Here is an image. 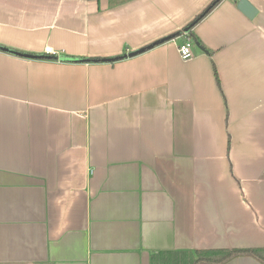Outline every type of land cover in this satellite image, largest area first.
<instances>
[{"label": "crops", "instance_id": "0c3cea01", "mask_svg": "<svg viewBox=\"0 0 264 264\" xmlns=\"http://www.w3.org/2000/svg\"><path fill=\"white\" fill-rule=\"evenodd\" d=\"M211 1L0 0L39 56L0 49V264H264L199 260L264 252V0H219L183 60Z\"/></svg>", "mask_w": 264, "mask_h": 264}, {"label": "trees", "instance_id": "16d2710c", "mask_svg": "<svg viewBox=\"0 0 264 264\" xmlns=\"http://www.w3.org/2000/svg\"><path fill=\"white\" fill-rule=\"evenodd\" d=\"M127 1H130V0H109V5L110 6H114V5H117V4H121V3H125ZM219 0H212L198 15H196L194 17V19L189 22L183 29L182 31L179 32V34H183V32H187L190 36V38L192 39V35L190 33L192 27L194 25H196L217 3H218ZM183 36H186L183 34ZM185 39V38H184ZM216 81H218L217 77H216ZM221 255H220V258L217 259V260H209V259H205V258H201L199 259L200 261H208V262H222V261H225L226 259L230 258V257H233L235 255H241V254H247V255H251L253 257H257V258H260L262 260H264V252L261 253L259 250L257 249H248V250H231V251H223V252H220ZM197 262V261H196ZM195 264V263H194Z\"/></svg>", "mask_w": 264, "mask_h": 264}, {"label": "water", "instance_id": "95a60500", "mask_svg": "<svg viewBox=\"0 0 264 264\" xmlns=\"http://www.w3.org/2000/svg\"><path fill=\"white\" fill-rule=\"evenodd\" d=\"M238 8L241 10V12H243L248 18H252L255 13H256V10L255 8L247 1V0H239L238 1ZM0 49L1 50H4V51H7V52H11L13 54H17V55H20V56H23V57H26V58H38L39 56H36V55H32V54H25V53H21V52H16V51H13V50H9L5 47H1L0 46ZM145 48H141L139 50H135L133 52H130L128 54V56H133V55H136L137 53L143 51Z\"/></svg>", "mask_w": 264, "mask_h": 264}, {"label": "built area", "instance_id": "2783aa9c", "mask_svg": "<svg viewBox=\"0 0 264 264\" xmlns=\"http://www.w3.org/2000/svg\"><path fill=\"white\" fill-rule=\"evenodd\" d=\"M185 36V39L178 43L177 45V51L179 54V57L183 60L189 59L192 57V53L190 50V45L192 42V39L190 38L189 34L187 32H183ZM44 52L53 55L54 57L58 56L55 52H52L49 47L44 48Z\"/></svg>", "mask_w": 264, "mask_h": 264}]
</instances>
